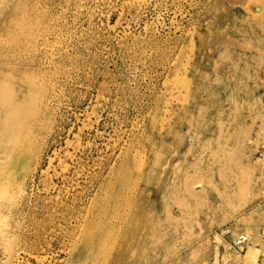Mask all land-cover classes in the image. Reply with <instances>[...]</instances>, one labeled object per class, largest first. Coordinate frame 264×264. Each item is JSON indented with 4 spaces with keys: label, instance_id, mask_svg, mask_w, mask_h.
<instances>
[{
    "label": "rangeland",
    "instance_id": "obj_1",
    "mask_svg": "<svg viewBox=\"0 0 264 264\" xmlns=\"http://www.w3.org/2000/svg\"><path fill=\"white\" fill-rule=\"evenodd\" d=\"M0 83L36 160L0 264H106L154 213L187 220L124 264H264V0H10Z\"/></svg>",
    "mask_w": 264,
    "mask_h": 264
},
{
    "label": "bare ground",
    "instance_id": "obj_2",
    "mask_svg": "<svg viewBox=\"0 0 264 264\" xmlns=\"http://www.w3.org/2000/svg\"><path fill=\"white\" fill-rule=\"evenodd\" d=\"M9 1L10 0H0V7L8 6ZM22 9L23 7L20 8V6H18V8H16L15 5L14 10H21L22 12ZM0 105H3V110L0 114L2 115V122L0 125V215H4L5 212H10L16 208L17 205L14 201V193L12 194L11 190H22V184L26 176L29 174V172H31L32 166L36 163V160L32 150H30L29 139L24 137L27 126L25 120L29 118L32 120L33 112H31L30 109H24L23 111V98L19 96V94L15 93L13 89L8 87L7 85L5 86L3 83H0ZM23 118H25V120ZM37 121L38 118L36 117L33 120V124L36 125ZM33 129V126L31 129L29 128L30 134L32 133ZM208 142L209 141H206L205 144ZM141 169L139 168L138 170ZM189 194L190 196L188 197L190 199H196L195 196L197 195L195 193V190L189 188ZM3 201H6L8 205H5L4 208H1ZM184 202L185 205L188 206L187 214H192L193 208L190 205L191 203H188V200H185ZM130 203L131 205H133L132 208H134L136 203ZM182 212L185 213L186 210L183 208ZM135 214L137 216H141L140 211H136ZM186 220V217L178 220V218L170 214L166 218L168 226H160L159 219L155 217L154 213L151 223L149 224V221H145V225H143V227L140 226V229H129L128 227H119L116 229L113 228L112 231L116 230L117 234L119 235L117 242L112 241L109 246V250H105L108 244H103V248H101L102 251H105L104 255H107V260H105L106 264H124L126 263V261L132 262L131 258L134 256V252L138 249L139 246L144 245V242L147 238H150L152 240H161L162 238H165L167 236L175 235L177 233L178 223ZM171 227L172 229H170ZM241 236H243V234L237 235L236 239L234 240L235 244ZM103 237L107 238L106 236ZM215 237L220 236L216 234ZM113 240L116 239L113 238ZM104 243L107 242L105 241ZM249 244L250 243L247 241L244 249H248L247 256L249 257V260L255 262L258 247L255 248L253 246H250ZM226 246L230 248L227 244ZM117 260H119V263ZM217 260L218 254L216 253L215 262ZM108 261H111L112 263H108ZM8 262L9 264H17L14 263V259H11L10 256L8 257L7 263Z\"/></svg>",
    "mask_w": 264,
    "mask_h": 264
},
{
    "label": "built area",
    "instance_id": "obj_3",
    "mask_svg": "<svg viewBox=\"0 0 264 264\" xmlns=\"http://www.w3.org/2000/svg\"><path fill=\"white\" fill-rule=\"evenodd\" d=\"M247 241L248 239L246 237H240L238 240H237V243H236V246L243 251L244 247L246 246L247 244Z\"/></svg>",
    "mask_w": 264,
    "mask_h": 264
}]
</instances>
